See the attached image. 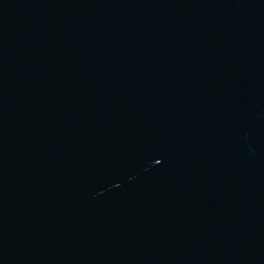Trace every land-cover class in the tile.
<instances>
[{
    "label": "water",
    "instance_id": "obj_1",
    "mask_svg": "<svg viewBox=\"0 0 264 264\" xmlns=\"http://www.w3.org/2000/svg\"><path fill=\"white\" fill-rule=\"evenodd\" d=\"M0 264H264V0H0Z\"/></svg>",
    "mask_w": 264,
    "mask_h": 264
}]
</instances>
